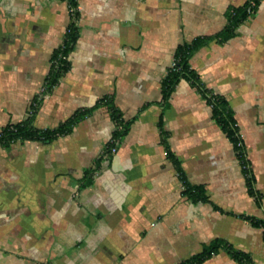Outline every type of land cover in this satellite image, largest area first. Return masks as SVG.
Segmentation results:
<instances>
[{
	"label": "crops",
	"instance_id": "1",
	"mask_svg": "<svg viewBox=\"0 0 264 264\" xmlns=\"http://www.w3.org/2000/svg\"><path fill=\"white\" fill-rule=\"evenodd\" d=\"M76 1L70 67L33 125L90 111L50 141L0 145V264H181L213 240L249 261L223 245L201 264H264V0L228 38L250 0ZM70 21L65 0H0V130L43 93ZM197 37L189 64L228 105L260 204L198 86L182 78L163 103L177 47ZM110 104L127 123L115 152Z\"/></svg>",
	"mask_w": 264,
	"mask_h": 264
},
{
	"label": "trees",
	"instance_id": "2",
	"mask_svg": "<svg viewBox=\"0 0 264 264\" xmlns=\"http://www.w3.org/2000/svg\"><path fill=\"white\" fill-rule=\"evenodd\" d=\"M70 16L71 21L66 28L64 40L61 46L54 52L49 73L45 80V85L43 89V93L35 97L33 104L31 106L29 114L22 121L14 124H6L0 130V145L7 146L17 140H41V141H50L59 135L65 134L71 130L75 123L86 117L90 111V109H82L76 111L72 116L66 119L63 123L54 127L52 129H36L33 125L34 116L40 101L42 100V96L48 93L54 85L58 82L59 78L69 69L70 61H69V53L74 47L78 36V26L77 19L79 17L78 4L76 0H65ZM255 6H256V1ZM249 2V1H248ZM248 2L241 8L235 10L229 18V24L226 29L221 33L223 38H228L233 34L234 28L240 21H243L250 14L247 13L246 8L248 6ZM254 6V8H255ZM208 39L203 37H197L192 40L190 43H185L179 45L175 51L173 59L176 62L175 67L169 66L167 68V73L165 78L162 81V100L163 103H167V100L177 84V82L182 79L191 80L195 83L203 96L205 97L207 103L210 105L213 113V117L216 122L219 124L221 129L225 132L228 139L233 144L235 153L239 162L241 164L245 179L246 185L249 194L255 199L257 204H260V194L256 190L254 185V179L252 175V171L250 168V163L246 155V150L244 146V142L240 135L237 123L233 118L231 111L226 104L225 100L212 93L208 90L198 79L197 74L191 68L189 64V58L192 52L198 48L200 45L205 43ZM100 103L106 102L109 104L107 98H103L99 100ZM111 110V115L117 124V128L113 134V140L109 144L107 148V152L110 151L112 147H114L115 142L119 140L127 131V123L122 122L120 119L119 113L112 107V105H108ZM185 182V181H184ZM185 184V183H184ZM185 188L187 191H190L185 184ZM199 198L203 199V197ZM254 223H259L255 221ZM260 224L264 225V222H260ZM226 246L227 251L237 260L239 261H249V257L247 254L236 251L232 249L230 246L225 245L222 241L213 240L208 245L204 246L203 250L192 256L189 260L185 261L181 264H201L205 259L209 258L213 253H215L219 247Z\"/></svg>",
	"mask_w": 264,
	"mask_h": 264
},
{
	"label": "built area",
	"instance_id": "3",
	"mask_svg": "<svg viewBox=\"0 0 264 264\" xmlns=\"http://www.w3.org/2000/svg\"><path fill=\"white\" fill-rule=\"evenodd\" d=\"M254 6H255V1L254 0H250L248 2V6L246 8L247 13L251 14L253 12ZM175 65H176V62H175L174 59H172V61L170 63V66L171 67H175ZM115 151H116V147L115 146L110 149V152H115Z\"/></svg>",
	"mask_w": 264,
	"mask_h": 264
}]
</instances>
